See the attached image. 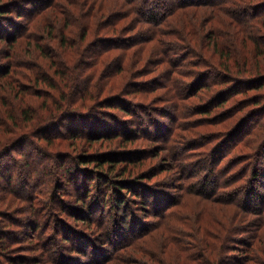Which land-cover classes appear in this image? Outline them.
Listing matches in <instances>:
<instances>
[{
  "label": "trees",
  "instance_id": "trees-1",
  "mask_svg": "<svg viewBox=\"0 0 264 264\" xmlns=\"http://www.w3.org/2000/svg\"><path fill=\"white\" fill-rule=\"evenodd\" d=\"M0 57V264H264V0H0ZM111 107L126 127L98 116ZM70 136L109 150L77 153L79 200L57 201L26 147L54 157ZM172 170L173 194L154 180Z\"/></svg>",
  "mask_w": 264,
  "mask_h": 264
},
{
  "label": "rangeland",
  "instance_id": "rangeland-1",
  "mask_svg": "<svg viewBox=\"0 0 264 264\" xmlns=\"http://www.w3.org/2000/svg\"><path fill=\"white\" fill-rule=\"evenodd\" d=\"M142 22L141 21H139V26H138V28H137V30L139 29V30H144L146 27H151V25H149V24H141ZM172 27V26H171ZM161 29H164L165 31H168V29H165L164 27H162ZM170 31H172V30H170ZM136 35V34H135ZM203 52H204V54L205 55H207V49H204L203 48ZM171 53V55H176V52L174 53L173 51H171L170 52ZM0 59H1V57H0ZM186 62L188 61V60H191V57H189V58H186V59H184ZM164 66H165V64L164 65H161V66H159L157 69H161V68H164ZM167 66V65H166ZM165 66V67H166ZM198 66V67H197ZM152 68H154L155 67V64H152V66H151ZM196 67L197 68H201L202 70H205V71H207V68L202 64H200V65H192V69H196ZM156 69V70H157ZM160 73H156V74H154V75H156V76H161V75H159ZM149 77H153V75L151 76V75H149ZM212 78H213V76H211ZM115 78L117 79V78H119V76H118V74L117 75H115ZM167 81V80H166ZM188 86V85H187ZM182 87V86H181ZM184 87V86H183ZM183 87H182V89H183ZM186 88V87H185ZM194 88H192V90H193ZM191 90V91H192ZM254 92V91H253ZM125 96H128V99H129V102H128V104L130 105V104H132L133 106H132V108L135 110V111H139L140 110V108L139 107H141L142 105H147V106H150L151 104H148V103H151V100H141V98L139 99V98H137V99H133V96H131V95H129V94H125ZM197 98H193V97H188L187 99H185L188 103H193V102H197V100H196ZM130 100H133L132 101V103H130ZM185 100H183V102L185 101ZM127 101L128 100H126L125 101V103H127ZM153 101V100H152ZM182 101V100H181ZM160 105V106H167V104H165L164 102H157V103H155V104H152V105ZM126 105V104H125ZM147 109V107L145 108V110ZM105 111H107V112H105ZM105 111H100V112H97L98 113V116L99 117H101V116H103L104 117V119L105 120H108L109 122V124H111V126H112V128H115L116 126H120V127H123V126H127L128 124H129V121L128 120H125V119H123L124 117H125V115L124 114H122L121 113V110L120 109H118L117 107H111V109H105ZM180 111H183V110H180ZM183 113V112H182ZM182 113H180L179 114V111L177 112V114H179V116H181L182 115ZM108 114V115H107ZM117 115H119V119H121V120H123L124 121V123L121 121V120H119L118 118H116V116ZM128 116V115H127ZM126 116V117H127ZM84 117H86V116H84ZM116 118V120L114 119V118ZM121 117H123V118H121ZM125 117V118H126ZM164 119V121L166 120V122L168 123V117H165V118H163ZM111 121V122H110ZM183 120H182V118H180L178 121H177V123H181ZM123 123V124H122ZM217 124V123H216ZM218 125V124H217ZM131 127H136V125L133 123V124H131ZM215 126L213 125V126H204V127H201L202 128V130L203 131H207V130H209L210 128H214ZM63 130L62 131H60V128H58V129H55L54 131H60V133L62 132L63 134H66L67 132H68V130L69 129H73V128H75V126H73V125H71V127H69V128H66V127H61ZM164 127H163V124H161V129H163ZM112 130V129H111ZM110 130H107L106 132H109ZM92 132V131H91ZM55 133V132H54ZM131 133V132H130ZM126 134H129L128 132L126 133ZM132 136H135L134 135V133L132 134ZM84 139L85 138H77V139H75V138H73V137H69L68 139H65V140H63L64 141V143L63 142H61L62 144H60V150H57L54 154H55V156L53 157H44L43 155H37V152L36 151H34V150H32L31 149V147H33V146H27L26 147V150H27V155H29V157L28 158H30L31 157V160L32 161H30L31 163H32V165H33V167H37V169H41L43 166H44V168L43 169H45V170H47V172H50V170L51 171H53V176H52V178H53V183H51V182H48V185H53L54 186V192L56 193L55 195H57L56 196V198H57V201L58 200H60L59 198H61V199H65V200H67V201H72L73 199H75V201L76 200H79L78 199V195H77V193H75L74 192V190H73V188H71V184H70V182L68 183L67 182V180H65L64 179V168H67V167H69V168H71L72 170H69V171H71V173H70V176L72 175V176H76L77 175V165H76V162H74L73 161V158H74V156L77 154V153H79V154H83V153H87V154H97L98 153V151H108L109 149H108V140H102V141H97V142H94V144H93V146H92V148L90 149V150H87L86 149V147L88 146V144H85V142H84ZM43 140V139H42ZM142 140V139H141ZM144 141H143V143H151L152 141L150 140V139H147L146 137H144V139H143ZM59 140L57 139V140H55V142H58ZM62 141V140H61ZM42 142V141H41ZM81 146H83L84 148H80ZM150 154H154V153H147V155H150ZM160 154H162V152L160 153ZM135 155V154H134ZM151 156V155H150ZM20 157L18 156V155H12L11 157H9V161H10V163L9 164H12V162H17L18 163V166L20 165V163L21 162H23L21 159H19ZM159 158H157V159H154V163L155 162H157V160H158ZM18 160H19V162H18ZM90 167H92V168H95V170L96 169H98L97 167H94L93 165H91V164H88ZM107 165H105L104 167H106ZM120 166H122V164H117L116 165V168L117 167H120ZM21 167V166H20ZM86 167V166H85ZM89 167V168H90ZM109 167H111V166H109ZM17 167L16 166H14V170H18V169H16ZM25 168V167H24ZM24 168H22L21 167V169L22 170H24ZM91 169V168H90ZM79 170H80V168H79ZM15 171V172H16ZM174 170H172V171H170V172H168V171H165V173H161V174H158L157 176H156V178L154 179L155 181H159V182H161L162 184H165V186H163L162 188L165 190V192H169V193H171V194H173L174 193V187H173V185H178L180 182H178L177 180H175L174 178H170V177H168V175L169 174H172V172H173ZM90 175V176H92L93 178H92V181H94L92 184H91V188H90V193H89V195H88V199H90L91 197L93 198L96 194V188H97V182H95L96 181V174L94 175V174H91L90 172H87L85 175ZM120 175H121V173H117V174H115V177H120ZM46 177H50V174L48 173L47 175H46ZM168 177V178H167ZM84 178V176L82 177V179ZM2 184H6V182L5 181H3V180H0V191H1V186H2ZM86 185H87V182H86ZM55 189H57V190H55ZM157 189V188H156ZM99 194H101V193H99ZM102 195V194H101ZM83 196V195H82ZM127 196H130L129 194H127ZM49 204H50V206H51V208H49V209H53V208H55V204H56V208H55V210H53V211H57L58 212V214H60V216H62V218H64L65 220H66V224L67 225H73V227H77V226H80V224H81V220H78L77 218L78 217H80V215H81V213L78 211V210H73V209H71L72 210V212L71 211H69V210H67V206L65 207V203H64V201H62V202H59V204L57 203V202H55L54 203V201H52V199L48 202ZM72 203V202H71ZM73 214V215H72ZM59 216V217H60ZM21 218H23V217H21ZM61 219V218H60ZM148 220L149 221H153V218H148ZM24 221L25 220H20V224H19V227H18V229L19 230H21V232L19 233H17V235H16V237H19V238H23V233H25L26 232V229H27V225H25V223H24ZM61 223V220L59 221V224ZM76 224V225H75ZM96 228V226L94 227V229ZM56 238H57V240H59V242H58V244H61V242H62V240H60V235H57L56 236ZM82 240H84L83 238H81ZM23 246H25V247H23V248H26V247H28V249H27V251H24V254L26 255V257H28V256H31L30 258V260H32V261H34L35 263H36V261H42V260H44V258H49L50 257V255H49V250H46V248L45 247H43V248H38V245H35V242H33V243H31V244H28V241H21L20 242ZM31 247H33L32 249H31ZM41 249V250H40ZM26 250V249H25ZM233 253H235V254H237L238 253V251H236V250H234L233 252L231 251V252H227L226 251V253L223 255V256H225L226 254H233ZM28 255V256H27ZM44 257V258H43ZM87 258V260H88V255H86V257H85V259ZM83 261H84V259H82ZM228 264V263H227Z\"/></svg>",
  "mask_w": 264,
  "mask_h": 264
}]
</instances>
